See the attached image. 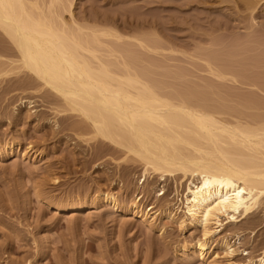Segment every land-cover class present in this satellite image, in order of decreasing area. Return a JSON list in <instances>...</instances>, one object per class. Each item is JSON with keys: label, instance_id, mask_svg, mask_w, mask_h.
I'll use <instances>...</instances> for the list:
<instances>
[{"label": "bare ground", "instance_id": "bare-ground-1", "mask_svg": "<svg viewBox=\"0 0 264 264\" xmlns=\"http://www.w3.org/2000/svg\"><path fill=\"white\" fill-rule=\"evenodd\" d=\"M76 1L0 0V76H21L30 85L27 88L47 92L50 102L61 106L52 109L56 116L73 120L71 130L90 131L102 146L107 143L120 150L116 153L144 162L141 184L150 170L161 182L173 177L180 185L185 183L177 209L156 202L145 207L144 193L122 206L107 191L96 195L90 207L129 212L131 221L138 219L151 231L160 220L175 225L183 235L195 230L198 237L184 240L179 250L196 253L201 263L264 264V249L248 257L251 252L241 247L248 232L239 228L227 232L229 226H240L264 212V112H260L264 105L252 94L236 100L221 91L229 82L264 94V84L247 81L228 70L230 66L225 70L204 61L210 77L205 84L188 82L180 85L185 86L181 90L179 85H166L164 80L172 77L159 73L162 67L153 56L174 54L172 49L152 44L138 28L130 35L120 32L114 19L80 21L73 13ZM239 1L250 13L264 6V0ZM250 22L251 29L260 26L255 17ZM173 76L177 81L183 78L178 72ZM27 117L38 118L37 122L48 119L30 113ZM57 125L55 121L52 135L63 131ZM33 148L29 144L21 151L9 142L0 148V159L16 152L25 159ZM37 153L34 150L32 156ZM127 157L124 160L132 158ZM39 189H33L32 198ZM162 196L164 190L156 201ZM81 208L57 204L55 209ZM259 216L249 232L254 237L264 226V217ZM160 231L164 235L165 228ZM240 255L247 256L246 261H238Z\"/></svg>", "mask_w": 264, "mask_h": 264}, {"label": "rangeland", "instance_id": "rangeland-1", "mask_svg": "<svg viewBox=\"0 0 264 264\" xmlns=\"http://www.w3.org/2000/svg\"><path fill=\"white\" fill-rule=\"evenodd\" d=\"M73 13L80 21L114 19L120 32L130 35L138 28L152 44L172 49L174 54L153 56L162 67L159 73L171 75L164 80L171 87L179 85L181 90L185 86L180 85L188 82L205 84L210 77L204 61L225 70L230 66L228 70L247 81L264 84V6L250 13L239 0H77ZM251 17L257 19V29L249 27ZM177 72L183 74L179 81L173 79ZM20 79L0 76V148L9 142L21 151L29 144L34 148L25 159L21 152L0 159V264H207L198 261L196 253L179 250L184 240L198 237L195 230L183 235L175 225L160 220L151 231L138 219L131 221L129 212L90 207L96 195L107 191L122 206L144 193L145 207L156 202L177 209L185 183L180 185V179L173 177L161 182L150 170L151 177L148 174L141 184L144 162L131 155L124 160V152L116 153L120 150L107 143L102 146L90 131L71 130L73 120L56 116L52 109L61 106L51 103L47 92L29 89ZM224 85L223 95H232L227 98L247 99L252 94L264 105V94L257 89ZM29 113L53 123L48 119L37 122V117L30 121ZM54 120L56 129L63 130L57 136L51 134ZM34 150L42 155L34 158ZM32 188L39 189V198L37 194L32 198ZM40 190L44 193L39 194ZM160 190L165 196L157 202ZM57 204H80L83 209L56 210ZM257 215L264 217V212ZM257 215L244 220L241 228L229 226L227 230L248 232L241 245L251 252L248 257L264 249V226L255 237L249 233ZM160 227L165 228L164 235ZM246 257L236 259L244 262Z\"/></svg>", "mask_w": 264, "mask_h": 264}]
</instances>
